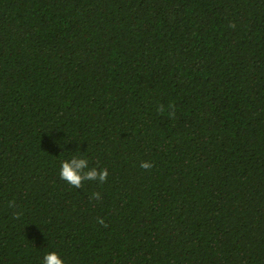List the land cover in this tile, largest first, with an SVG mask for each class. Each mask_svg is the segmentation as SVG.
<instances>
[{
	"label": "trees",
	"instance_id": "16d2710c",
	"mask_svg": "<svg viewBox=\"0 0 264 264\" xmlns=\"http://www.w3.org/2000/svg\"><path fill=\"white\" fill-rule=\"evenodd\" d=\"M53 251L264 264V0H0V264Z\"/></svg>",
	"mask_w": 264,
	"mask_h": 264
},
{
	"label": "clouds",
	"instance_id": "9594fccd",
	"mask_svg": "<svg viewBox=\"0 0 264 264\" xmlns=\"http://www.w3.org/2000/svg\"><path fill=\"white\" fill-rule=\"evenodd\" d=\"M230 27H235V25H230ZM172 111L169 113L170 116H175V108L173 105H169ZM158 111L163 112L164 106L160 105ZM140 167L149 170L153 167L150 162L142 161ZM60 178L66 181L70 186L75 188H81L85 181H99L100 183L106 182L108 178V170L102 169L97 170L96 168H89L88 160L85 158L72 157L70 160H64L61 162L60 167ZM93 199H99L100 194L94 193L91 197ZM10 207H15V202H11ZM20 213H15V218L19 219ZM97 222L101 225L107 226L103 218H98ZM43 264H65L61 256L53 251L47 253L43 258Z\"/></svg>",
	"mask_w": 264,
	"mask_h": 264
}]
</instances>
